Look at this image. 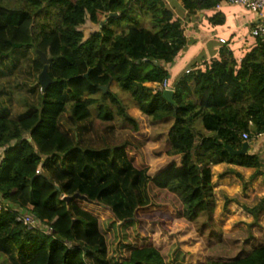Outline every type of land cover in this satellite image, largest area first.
Listing matches in <instances>:
<instances>
[{"label":"trees","instance_id":"16d2710c","mask_svg":"<svg viewBox=\"0 0 264 264\" xmlns=\"http://www.w3.org/2000/svg\"><path fill=\"white\" fill-rule=\"evenodd\" d=\"M221 1L181 0L189 13L208 11ZM110 13L117 16L108 18ZM139 14L150 18L152 29L140 27ZM86 21L97 30L84 38L80 27ZM124 24L128 27L121 30ZM186 43L183 21L164 0H0V64L16 51L40 50L50 58L52 80L25 114L0 115V198L8 208L0 212V256L9 264H180L183 255L159 251L142 222L156 223L163 233L174 219L193 223L203 215L211 224L213 165L252 168L255 176L263 175L257 155L232 156L227 147L241 149L244 132L264 134V45L258 40L240 61L223 49L184 74L171 83L172 105L163 91L146 84L166 80L170 85L162 64L172 63ZM33 66L41 71L39 57ZM247 75L255 76L257 93L242 116L227 90L249 89ZM112 84L152 125L170 124L166 154L180 156L178 164L150 177L139 147L129 142L84 146L80 135L91 130L93 114L109 122V130L119 117L138 131L127 105L109 89ZM63 114L68 130L61 126ZM76 193L111 212L118 235L129 240L116 255L109 254L99 219L80 206L81 199L64 200ZM19 211L32 214L38 226L28 229L17 222ZM203 264H264V241L244 256Z\"/></svg>","mask_w":264,"mask_h":264},{"label":"rangeland","instance_id":"374dc122","mask_svg":"<svg viewBox=\"0 0 264 264\" xmlns=\"http://www.w3.org/2000/svg\"><path fill=\"white\" fill-rule=\"evenodd\" d=\"M139 15L140 21L143 24L144 16L141 14ZM126 29L127 27H122L121 30ZM80 30L83 32L84 38H87L92 32L97 30V26L86 21L80 27ZM121 30L118 29L116 31L119 32ZM37 57L34 50L25 49L8 55L1 62L0 114L1 111L8 109L6 114L8 113V116L12 117V119H17L25 114L30 105H37L38 93L40 91L37 79L40 71L33 66V62ZM175 62L163 65L164 69L169 72L170 67L173 66ZM109 89L117 94L118 97L122 99L123 103L127 105L128 114L131 116L137 114L138 110L133 108L127 93L122 92L116 84H112ZM69 111L70 105H67V112L65 114L69 113ZM65 114H63L61 126L63 130H68V128L70 129L71 127L64 122ZM90 122L92 125L91 130L84 135H80V137L84 138V146L93 148H102L129 142L139 147L140 150L141 145L134 136H145L141 134L147 132L146 128L148 124L151 125L150 120H148L147 123L146 121H141L139 126L141 134L138 135L129 125H123L119 117H115L112 123L113 130H109L111 127L109 122L97 121L94 114ZM155 126L156 125H153L151 127ZM168 127L169 126H167V128ZM164 129L166 130L165 127ZM69 131L73 134V131ZM165 149L167 150V147H164V151ZM164 151L162 150V152ZM146 154L147 155L142 154L144 163L148 168H156V162L154 163L153 160V157L158 155L156 151L148 148ZM147 174H152V171L149 173L147 172ZM258 188H262V185L258 186ZM78 203L81 204L85 210H89L98 217L102 234L107 240L109 254L116 255V253H118L117 251L123 247V243L129 242V240L118 235V226L112 223L113 219L111 212L99 204H96V206L84 200H79ZM252 215L255 216V221L251 223L247 222L250 220V216L243 215L244 217L229 221L230 218L224 217L223 213L219 214L218 219H215L214 214L211 224L204 223L205 218L202 217L203 215L193 223L185 219H174L171 223L170 230L166 233H163L156 223L144 221L141 225L147 232L150 231L151 234L154 233L153 235L156 234L154 231L158 232L154 240L159 251L165 249L164 252L170 253L172 257L176 253L177 255H183V257L178 258L180 264H193L194 262H196L195 264H200L207 261L223 262L238 256L246 255L264 241V213L260 212V214H258L254 211ZM221 218L226 220L221 223ZM237 221H240L239 223H241V225H235ZM172 227H174V230ZM192 246H196V250L192 249ZM193 257H195V259ZM0 264H9L3 255L0 256Z\"/></svg>","mask_w":264,"mask_h":264},{"label":"crops","instance_id":"0c3cea01","mask_svg":"<svg viewBox=\"0 0 264 264\" xmlns=\"http://www.w3.org/2000/svg\"><path fill=\"white\" fill-rule=\"evenodd\" d=\"M164 1L173 14L183 21L187 40L179 56L173 61H176L175 64L171 66L172 68L170 67L169 72L167 71L170 77V88L171 83L176 82L184 74H187L186 71L192 72L195 69L202 68L205 65L203 64L204 62L219 57L223 49L232 52L234 57L240 61L246 54L250 53L258 46V39L251 35V28L257 21V15L243 7L227 4L225 0H223L208 11L198 10L189 13L185 10L181 0ZM143 16L144 21L143 24L140 21V27L146 30L152 29L150 18L145 15ZM123 27L128 26L124 24ZM220 38L225 40L224 44L219 42ZM249 69L252 70V68ZM255 83V76L251 78L247 75L245 84H247L249 89L246 88L244 91L240 92H235L233 88H228L227 90V99L231 104L243 110L242 116L245 114L251 98L257 93V91L253 89ZM146 85L154 86V84L151 83H147ZM192 88L193 85H191V89ZM191 99L196 100L194 95L191 96ZM235 100H238V102L235 103ZM6 112H8V109L1 111L0 115H4ZM6 115L8 116V113ZM129 116L131 115L129 114ZM131 117L138 123L137 134H141L139 131L141 121H146L147 123L149 118L139 110L137 114ZM248 124L249 127H251L252 123L250 120ZM147 126V134H141L145 136L139 137L135 135L134 137L139 141L138 143L141 145L140 150L143 155H147L146 150L148 148L155 150L158 154L156 157H153L157 167L153 169L149 168L148 170V173L152 171V174L148 175L153 177L168 164L172 162L178 164L180 156H168L166 154L170 149V143L166 137L169 128H167V126H170V124L156 125L155 127H151L153 125L148 124ZM197 128L201 129V125L198 124ZM243 142L242 140V143ZM247 143L249 147L246 154H255L260 158L263 175L255 176L256 171L252 168L239 167L226 163L213 165L211 167V184L215 198V219H218L219 214L222 213L224 217L230 218L229 221L234 219L237 220L240 217H244L243 215H247L250 216V220L247 222L251 223L255 221V216H253L249 210L256 208L255 212L258 214H260V212L264 213V204L262 203L264 200V134L251 137ZM164 147H167V150L165 149L164 151ZM162 150L164 152H162ZM260 185H262V188H258ZM91 204L96 205L97 203ZM80 206L83 208L81 204ZM87 211L90 212L89 210ZM225 220L226 219L221 218V223ZM239 222L237 221L235 225H241ZM172 229L174 230V227H172ZM154 232H156V234L158 233L157 231ZM155 235H153V240ZM154 246L157 248L155 240ZM191 248L196 250L197 247L192 246ZM193 258L195 259V257ZM195 263L196 262L193 264Z\"/></svg>","mask_w":264,"mask_h":264},{"label":"built area","instance_id":"2783aa9c","mask_svg":"<svg viewBox=\"0 0 264 264\" xmlns=\"http://www.w3.org/2000/svg\"><path fill=\"white\" fill-rule=\"evenodd\" d=\"M227 4L236 5L243 7L254 14L257 15V21L253 24L251 28V35L257 38L260 43L264 45V0H225ZM219 42L224 44V39H219ZM189 71H186L188 73ZM154 91H164L171 89L168 82L164 80L162 83H154ZM259 134L257 136H261ZM242 140L247 142L251 139L248 133L244 132L241 135ZM7 205L1 200L0 198V212L7 210ZM16 221L25 225L28 229L36 228L37 221L36 218L32 214H27L24 212L19 211L16 217ZM50 229H46L45 232H50ZM69 245V243H67Z\"/></svg>","mask_w":264,"mask_h":264},{"label":"water","instance_id":"95a60500","mask_svg":"<svg viewBox=\"0 0 264 264\" xmlns=\"http://www.w3.org/2000/svg\"><path fill=\"white\" fill-rule=\"evenodd\" d=\"M117 16V13H110L108 15V18L110 17H115ZM106 19L103 20V22H105ZM103 24H101L102 26ZM36 54L38 55L40 62L42 64V69L38 75V84L40 86V92L44 93L47 89V87L52 83V80L48 74V64L50 62V58L42 51L40 50H35ZM90 70H88V72L86 74L83 75V77L85 79H88V73ZM100 89L102 90L103 93H105L108 90V86L105 87H100ZM173 94L174 91L172 89L169 90H164L162 95L163 98L169 103L174 105V101H173ZM248 143L247 142H243L241 149L239 150H233L229 147H227V150L229 151L230 155L232 156H237V155H245L247 153L248 150ZM75 199H81L87 202V198L85 196H81L80 194L76 193L71 197H65L64 200L68 203L70 200H75ZM55 234V232H53Z\"/></svg>","mask_w":264,"mask_h":264}]
</instances>
